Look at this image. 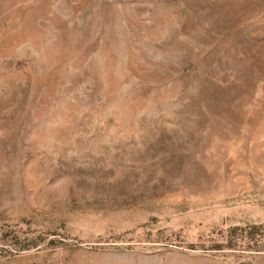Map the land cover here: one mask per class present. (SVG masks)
Wrapping results in <instances>:
<instances>
[{
  "label": "rangeland",
  "instance_id": "374dc122",
  "mask_svg": "<svg viewBox=\"0 0 264 264\" xmlns=\"http://www.w3.org/2000/svg\"><path fill=\"white\" fill-rule=\"evenodd\" d=\"M0 264H264V0H0Z\"/></svg>",
  "mask_w": 264,
  "mask_h": 264
}]
</instances>
